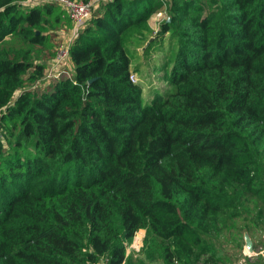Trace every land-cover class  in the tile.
Instances as JSON below:
<instances>
[{
	"label": "trees",
	"instance_id": "16d2710c",
	"mask_svg": "<svg viewBox=\"0 0 264 264\" xmlns=\"http://www.w3.org/2000/svg\"><path fill=\"white\" fill-rule=\"evenodd\" d=\"M72 26L0 0V264H126L140 230L161 264H219L249 202L264 231V0L102 2L47 77ZM140 47L169 82L147 101Z\"/></svg>",
	"mask_w": 264,
	"mask_h": 264
},
{
	"label": "rangeland",
	"instance_id": "374dc122",
	"mask_svg": "<svg viewBox=\"0 0 264 264\" xmlns=\"http://www.w3.org/2000/svg\"><path fill=\"white\" fill-rule=\"evenodd\" d=\"M163 18L164 16L158 13L151 17L150 24L155 31L160 29L159 21ZM69 32L70 30L60 31L59 40L61 44L59 47L65 44L67 45V43L70 42ZM168 37V34H166L164 39L166 40ZM163 45L165 44L163 43ZM142 49V47L138 49L139 61L142 63V69L138 73H133V78L136 83L144 87V99L147 101L153 97L155 93H163L168 88L169 82L161 79L165 71L163 68L156 71L154 70L156 68L155 66L161 62V58L164 56L161 50L158 49L153 53L155 56L154 59H145ZM135 60L137 63L138 59ZM70 66L71 69H73V63L71 64L70 62ZM165 69L169 70L170 64L165 66ZM247 205L248 209L251 210L245 209L246 211H244V213L241 212L240 215L228 219L225 227L218 235L217 246L223 257V260L219 264L246 263L248 260L247 258H249L248 254H251L248 264H264V231L261 230L262 228L260 226V204L255 207L254 202H249ZM246 230L253 241L254 253H250L245 247L244 233ZM146 236V231L140 230L128 241L126 246V264H161L160 261L154 259L157 251L147 246L145 242ZM148 249H150L153 256L148 255Z\"/></svg>",
	"mask_w": 264,
	"mask_h": 264
},
{
	"label": "built area",
	"instance_id": "2783aa9c",
	"mask_svg": "<svg viewBox=\"0 0 264 264\" xmlns=\"http://www.w3.org/2000/svg\"><path fill=\"white\" fill-rule=\"evenodd\" d=\"M105 1L109 0H23L24 5H37L41 3L53 2L61 5L66 11L72 21V28L70 29V42L67 45H61L57 49L56 56L50 61L47 70V77H60L64 72L70 73V55L69 47L71 41L78 35L80 29L86 24V22L92 17L93 11ZM161 15V13H158ZM69 61V62H68ZM69 64V65H68ZM131 79L134 80L133 75ZM2 136L0 130V137ZM251 258V254H248ZM248 260L241 264H248ZM98 264H108L107 259L100 261Z\"/></svg>",
	"mask_w": 264,
	"mask_h": 264
},
{
	"label": "water",
	"instance_id": "95a60500",
	"mask_svg": "<svg viewBox=\"0 0 264 264\" xmlns=\"http://www.w3.org/2000/svg\"><path fill=\"white\" fill-rule=\"evenodd\" d=\"M244 239H245V247L247 248V250L250 253H254L253 241H252L250 235H248L247 230L244 233Z\"/></svg>",
	"mask_w": 264,
	"mask_h": 264
}]
</instances>
